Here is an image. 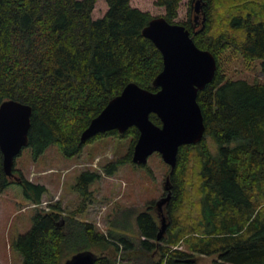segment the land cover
Segmentation results:
<instances>
[{
  "label": "trees",
  "instance_id": "16d2710c",
  "mask_svg": "<svg viewBox=\"0 0 264 264\" xmlns=\"http://www.w3.org/2000/svg\"><path fill=\"white\" fill-rule=\"evenodd\" d=\"M99 1L0 0V105L16 100L32 107L27 148L33 160L51 146L74 158L96 139L114 135L130 137L132 144L128 156L105 167L106 174L133 163L137 128L86 143L81 136L129 83L158 91L154 80L163 56L143 35L157 17L184 25L195 44L216 57V76L197 99L205 138L182 146L170 168V224L160 241L156 203L135 213V233L121 223L101 232L76 214L62 216L57 204L51 213L34 214L32 228L13 242L21 264H63L84 250L96 252L95 264H199L198 256H217L214 264H264V81L227 78L222 68L230 51L249 68L259 61L264 75V0H204L206 20L202 15L199 23L193 15L197 0L188 1L187 21H178L185 0H155L162 16L142 0H101L106 10L95 16ZM151 119L161 125L156 115ZM14 173L21 182L5 173L0 150V194L20 184L25 198L40 204L47 188ZM100 177L85 171L79 178L80 212L92 199L90 184Z\"/></svg>",
  "mask_w": 264,
  "mask_h": 264
},
{
  "label": "water",
  "instance_id": "95a60500",
  "mask_svg": "<svg viewBox=\"0 0 264 264\" xmlns=\"http://www.w3.org/2000/svg\"><path fill=\"white\" fill-rule=\"evenodd\" d=\"M205 5L204 0H197L195 4L196 13L203 15V22L206 17L201 10ZM143 35L163 56L164 68L154 80L158 91L129 83L91 121L81 141L86 143L112 131L124 135L135 127L140 135L133 150V164L146 166L152 155L159 154L173 171L179 149L199 144L205 138L206 127L197 101L198 93L214 80L218 64L210 51L195 44L184 25L170 23L164 17L152 19L144 28ZM152 114L158 117L161 125L152 121ZM31 116L32 107L22 102L6 100L0 105V150L4 171L16 182H21V178L14 173L15 163L28 146ZM164 190L165 196L156 202L162 225L158 241L168 228L163 210L172 198L170 176L166 178ZM97 258L94 251L84 250L63 264H95Z\"/></svg>",
  "mask_w": 264,
  "mask_h": 264
},
{
  "label": "rangeland",
  "instance_id": "374dc122",
  "mask_svg": "<svg viewBox=\"0 0 264 264\" xmlns=\"http://www.w3.org/2000/svg\"><path fill=\"white\" fill-rule=\"evenodd\" d=\"M188 1L185 0L178 21L189 19ZM142 2L148 3L146 7L152 8L154 16L164 15V10L153 7L155 0ZM105 10V4L100 0L95 16H102ZM196 14L194 7L193 15ZM198 16L202 19L201 13ZM223 58L222 68L227 78L245 79L251 83L264 81L259 61L249 68L238 53L229 51ZM208 142L215 152L214 143L209 138ZM131 144L130 137L109 135L86 145L82 153L74 158H65L55 146H51L38 160H33L29 148L24 149L16 159L15 169L28 181L45 186L48 194L43 196L40 204L28 201L20 184H12L0 194V264L22 263L21 257L12 248L13 242L32 228L34 214L40 211L51 213L52 207L57 204L61 206L62 216L76 214L77 219L95 224L101 232L108 233L114 225H123L129 226V231L135 233V213L143 211L150 203H156L165 196L164 185L170 167L161 155L154 154L145 168L128 162L117 168L113 174H106L105 167L108 164L128 156ZM85 171L95 172L101 177L90 184L92 199L87 202L86 210L80 212L83 197L76 186ZM126 211H133L134 214L127 216L124 214ZM153 211L157 214L161 227L157 208ZM163 212L167 216L166 223L170 224L169 213L165 207ZM120 223L121 225H117ZM179 249L187 250L185 246H180ZM197 258L199 264H214L217 256Z\"/></svg>",
  "mask_w": 264,
  "mask_h": 264
},
{
  "label": "flooded vegetation",
  "instance_id": "af4514ba",
  "mask_svg": "<svg viewBox=\"0 0 264 264\" xmlns=\"http://www.w3.org/2000/svg\"><path fill=\"white\" fill-rule=\"evenodd\" d=\"M195 16H196V17H195V18H196V22H198V20H199L198 18H200V17H198V14H196ZM198 23H199V22H198Z\"/></svg>",
  "mask_w": 264,
  "mask_h": 264
}]
</instances>
